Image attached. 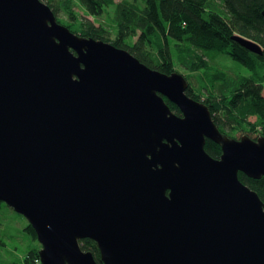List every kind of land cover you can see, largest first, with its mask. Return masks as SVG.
Returning <instances> with one entry per match:
<instances>
[{
  "label": "water",
  "instance_id": "1",
  "mask_svg": "<svg viewBox=\"0 0 264 264\" xmlns=\"http://www.w3.org/2000/svg\"><path fill=\"white\" fill-rule=\"evenodd\" d=\"M187 89L41 0H0V202L41 264H99L85 239L102 264H264V202L239 179L264 177V136L223 134Z\"/></svg>",
  "mask_w": 264,
  "mask_h": 264
},
{
  "label": "trees",
  "instance_id": "2",
  "mask_svg": "<svg viewBox=\"0 0 264 264\" xmlns=\"http://www.w3.org/2000/svg\"><path fill=\"white\" fill-rule=\"evenodd\" d=\"M41 1L52 9L60 24L78 36L127 50L149 68L166 75L177 73V67L188 71L186 94L209 107L223 134L236 139L234 132L241 130L264 136V0ZM234 37L257 43L263 54L252 53ZM221 54L239 62L248 75L216 67L215 59ZM192 78L197 89L192 86ZM167 103L180 115L177 107ZM250 118L256 119L253 124ZM205 149L216 159L222 154L221 147L211 140L206 141ZM239 179L264 202V177L251 179L240 173ZM3 205L0 202V211ZM25 231L38 240L30 223ZM81 246L102 264L93 240L85 239ZM40 262L36 249L25 259L26 264Z\"/></svg>",
  "mask_w": 264,
  "mask_h": 264
},
{
  "label": "rangeland",
  "instance_id": "3",
  "mask_svg": "<svg viewBox=\"0 0 264 264\" xmlns=\"http://www.w3.org/2000/svg\"><path fill=\"white\" fill-rule=\"evenodd\" d=\"M58 1H61V0H54V2H58ZM121 1L122 0H116L117 3ZM128 1L135 2V0H128ZM77 11H79V9H77ZM59 17L62 18L64 17V15L62 14V17L61 16ZM89 19H92V18L89 17ZM215 61L217 63L216 67H219L220 69L232 71V72L243 74V75H248V71L243 66H241L239 62L233 60L231 56L227 54L219 55L215 59ZM177 71H178L177 74H180L181 76L185 77V79L188 82V87H189L190 79L188 75L190 73L181 67H177ZM191 75L194 76L196 74H191ZM191 80L193 82V85H192L193 88L195 86V88L197 89V84L194 78H192ZM263 94H264V91H263ZM179 116H181V114ZM255 120H256L255 118H250L249 123L253 124ZM240 131L241 130L234 132V136L238 140L241 139L243 135L244 136L248 135L254 140L260 137H263V135L260 136L261 135L260 133L259 134H249V133L245 134L243 131L242 132ZM28 223L29 222L23 216L17 214L13 209L8 207L6 204L1 207L0 242H3L4 246L2 247L0 246V264H26L25 263L26 256L28 257L29 253L32 252V249H36L40 253L42 246L39 243V241L38 240L35 241L25 231V228L27 227Z\"/></svg>",
  "mask_w": 264,
  "mask_h": 264
},
{
  "label": "flooded vegetation",
  "instance_id": "4",
  "mask_svg": "<svg viewBox=\"0 0 264 264\" xmlns=\"http://www.w3.org/2000/svg\"><path fill=\"white\" fill-rule=\"evenodd\" d=\"M216 159V158H215ZM219 159V158H218Z\"/></svg>",
  "mask_w": 264,
  "mask_h": 264
}]
</instances>
